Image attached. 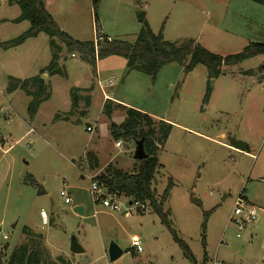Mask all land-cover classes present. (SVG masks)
<instances>
[{
	"label": "rangeland",
	"instance_id": "obj_1",
	"mask_svg": "<svg viewBox=\"0 0 264 264\" xmlns=\"http://www.w3.org/2000/svg\"><path fill=\"white\" fill-rule=\"evenodd\" d=\"M9 3L0 0V16L10 17ZM164 3H151L148 17L156 29L160 26L157 32L165 40L191 38L220 55L235 54L249 42L264 43V5L254 0ZM137 10L145 15L135 0H59L53 14L61 30L77 40L95 41L96 15L101 34L132 43L140 29ZM28 27L26 21L16 31L6 25L0 29V105L6 111L9 108V119L0 122L1 261L6 263L23 225L37 229L44 225L40 213L45 212L56 223L51 242L70 258L69 264H191L149 206L143 213L133 211L125 216L93 202L88 175L96 174L87 158L91 149L101 147L114 157L112 163L117 168L127 172L137 164L134 140L121 137V147L115 148L117 140L109 130L110 121L122 122L123 109L114 107L109 120L98 101L87 112L81 100L83 105L72 110L68 121L61 120L67 116L62 110L70 101L68 90L94 81L110 96L171 124L169 136L157 153L159 168L153 187L160 196L170 184L164 210L170 212L174 228L196 260L203 256L201 224L206 213L208 260L215 257L224 264H264L262 56L225 67L215 79L208 78L204 65L197 64L185 72L182 65L169 63L152 80L139 70H129L126 65L124 69L126 60L121 56L101 57L93 65L78 55L71 58L63 53L61 63L66 65L69 78L58 75L51 79L53 94L41 104L36 118L29 119V98L20 88L7 90V85L11 78L31 77L32 69L44 63L43 52L51 51L44 32L19 44L11 43ZM249 69L253 78L243 73ZM207 86L210 101L203 103ZM56 113L58 120L52 121ZM90 124L96 126L92 132L86 130ZM104 153L99 156H106ZM63 188L70 203H64L59 193ZM239 194L256 208V217L237 235L235 227L228 224V216ZM120 200L128 204L125 197ZM76 203L83 206V215L73 212ZM131 235L141 239L139 253L130 246ZM71 238L83 252L70 251ZM111 241L123 251L112 262L107 256Z\"/></svg>",
	"mask_w": 264,
	"mask_h": 264
},
{
	"label": "trees",
	"instance_id": "obj_2",
	"mask_svg": "<svg viewBox=\"0 0 264 264\" xmlns=\"http://www.w3.org/2000/svg\"><path fill=\"white\" fill-rule=\"evenodd\" d=\"M254 1L264 5V0ZM9 2L16 3L20 9V14L14 21L27 20L29 22L28 29L19 37L13 39L12 44H19L28 37L36 36L39 32H44L49 37L48 44L51 51L49 63L40 69L37 75L23 80L11 78L7 85V90L20 88L26 95L31 97L26 107L29 119L34 118L39 105L48 100L51 94L49 81L41 76L46 74L47 76L67 77L66 72L58 64L63 49L65 53L78 55L79 58L93 65L96 64V59L101 57L121 56L125 58L129 70H139L149 75L152 80H154L160 68L169 63L182 65L185 72L191 71L197 64L204 65L208 78L215 79L224 73L225 67H230L257 55L264 57V43L260 42H249L241 51L235 54L220 55L209 51L191 38L179 42L165 40L160 32L154 33L151 30L144 12L141 10L136 11L140 29L132 43L113 38L107 40L106 35L101 34L98 30L96 15L94 16L96 42L94 40H77L59 29L51 14L45 8L44 0H9ZM58 41L63 44V47L58 44ZM260 67L263 68L264 66ZM243 73L252 75L253 71L249 69ZM92 87L91 84L87 88H70V110L66 112L67 116H64V120L68 121V115L78 107L79 101L83 100L84 106H89V97L82 93L90 92ZM210 93L211 89L207 86L202 97L203 103L208 102ZM114 107L124 110V118L119 124L110 121L109 130L113 137L116 140L121 137L132 138L133 140L142 137L144 139V150L148 156L138 160L136 167L130 172L109 163L102 172L95 175V180L109 192L122 194L131 203L135 201L147 202L148 206L158 215L160 222L170 232L173 241L181 249L183 256L191 264H206L208 260V255L205 252L207 214H204V221L201 224L203 256L200 261H197L187 243L174 228L169 218L170 212L164 210L163 205L168 198L170 184L160 196H157L153 187L154 177L159 168L157 153L169 136L171 124L165 120H156L148 113L133 107L107 100L102 109L105 117L109 120ZM54 119H58V114H55ZM87 158L92 169L99 167L95 154L88 153ZM190 198L194 203L201 206V203L194 199L192 195H190ZM22 232L27 235V240L13 248L5 264H67L61 257L55 260L50 257L41 243L40 235L33 233L26 226L22 228ZM34 238L39 241H34ZM2 251L0 250V257ZM0 264H4L1 258Z\"/></svg>",
	"mask_w": 264,
	"mask_h": 264
},
{
	"label": "crops",
	"instance_id": "obj_3",
	"mask_svg": "<svg viewBox=\"0 0 264 264\" xmlns=\"http://www.w3.org/2000/svg\"><path fill=\"white\" fill-rule=\"evenodd\" d=\"M159 3H162L163 5H165V3L164 2H166V1H168V0H157ZM135 2H136V4L139 6V7H142V8H144L145 9V18H146V20H147V22H148V24H149V26H150V28H151V30L154 32V33H157V30H159V29H161L160 28V26H158V28L156 29L155 27H154V25H153V23L152 22H150L151 21V18H149L148 17V15H149V6H150V4L152 3L153 4V2H155V0H135ZM181 6H183L182 8L184 9L185 8V11L187 10L186 8L187 7H185L184 6V3L183 2H181ZM44 5H45V8L47 9V11L51 14V16H52V18H53V20L55 21V17H54V14H53V12H56L57 11V9H58V5H59V0H44ZM187 6V5H186ZM17 7H18V5L16 4V3H14V2H11V3H9V8L11 9L10 10V12H11V15H10V17H4V16H0V29H1V27L3 26V25H6L8 28H11V31H16L17 29H19L20 27H22V26H24L25 25V23H26V21L27 20H22V21H19V22H16V21H14V19L15 18H17L18 16H19V14H20V9H19V7H18V10H17ZM12 9H13V11H12ZM55 23H56V21H55ZM154 23H156V22H154ZM56 25L58 26V24L56 23ZM59 27V26H58ZM59 29H61V27H59ZM160 32V31H159ZM161 33V32H160ZM37 36V35H36ZM71 36V35H70ZM109 37V36H108ZM111 38V37H110ZM58 44L61 46V47H63V44H61V43H59L58 42ZM49 45V44H48ZM50 53V52H49ZM63 53H65L64 52V49L62 50V52H61V59L63 58ZM43 59H44V63L43 64H41V66L40 65H38L37 67H36V69H32V71H31V74H33V75H31V77L32 76H34V75H37L38 73H39V70L40 69H42V68H44L48 63H49V61H50V58H51V53L50 54H48L47 52H43ZM68 56H70L71 58H75L76 56L75 55H73V54H70V55H68ZM61 59L59 60V62H58V64H59V67L61 68V69H63L65 72H66V75H67V77L66 78H69V72H68V69H67V67H66V65H64L63 63H61ZM64 59V58H63ZM262 64H264V57L262 56ZM74 66H75V64H73ZM122 65H124L123 66V68L125 69V65L126 64H122ZM98 74V73H97ZM43 76V77H42ZM41 77L43 78V79H45V76H46V79H47V81H49V84H50V92H51V94H50V96L53 94V89H52V84H51V79L52 78H55L56 76H58V75H52V76H49V77H47V75L46 74H43ZM97 76V75H96ZM249 76H251L252 78L254 77L253 76V74L252 75H249ZM28 78V77H27ZM218 78V77H217ZM110 82H111V80H110ZM109 82V83H110ZM91 84H93V87H92V90L90 91V92H88V93H82L83 95H87L88 97H89V106L88 107H86L85 108V110L88 112V109L90 108V106L92 105V103H94V102H96V101H98L99 102V106L102 108L103 107V104L107 101V100H111L112 102H114V103H120V104H123L124 106H127V107H133V106H129V104L127 103V102H125V101H122V100H120V99H117V98H115V97H113V96H110L109 94H107V92H105L100 86H99V89L96 87V85L94 84V81H93V83H91ZM90 84V85H91ZM89 84L88 85H82V84H78V85H74V86H72V87H76V88H87V87H89L90 86ZM68 93H69V90H68ZM0 94H3V90L1 89V87H0ZM210 95H211V93H210ZM29 99H28V102L30 101V99H31V97L30 96H28V95H26ZM50 98V97H49ZM1 99V98H0ZM47 101V100H46ZM210 101V97H209V99H208V102ZM7 102V101H6ZM28 102H27V104H28ZM1 104V103H0ZM8 104H10L9 102H8ZM41 104H43V102L41 103ZM41 104L39 105V107H38V110H37V112H36V114H35V116H34V118L33 119H35L36 118V116H37V114L39 113V110H40V106H41ZM81 101H79V106H81ZM83 105V104H82ZM0 107H3L2 105H0ZM27 107V106H26ZM4 108V107H3ZM133 108H135L136 109V107H133ZM7 109V111H9V108H6ZM70 110V101H69V104L67 105V109H63L62 110V112H68ZM101 112H102V109H101ZM57 114V113H56ZM150 115V114H149ZM55 116V115H54ZM54 116H53V120L52 121H54L55 119H54ZM152 116V115H151ZM152 117H154V116H152ZM155 118V117H154ZM107 119V118H106ZM155 119H157V120H160V119H158V118H155ZM58 120V119H57ZM61 120H64V119H61ZM104 120H105V117H104ZM161 120H163V119H161ZM92 125V127H93V129L96 127L95 125H93V124H90V125H87V126H91ZM86 126V127H87ZM30 130H33L32 128H30ZM29 130V131H30ZM3 136V135H2ZM3 140H4V136H3V138H2ZM116 142V141H115ZM115 142H114V147L115 148H119V147H116L115 146ZM121 147V146H120ZM90 152H92L93 154H95V156L97 157V159H98V165H99V167H97V168H95V169H93V171H94V173L95 174H98V173H100V172H102L103 171V169H104V167L107 165V164H109V163H112L113 162V158L114 157H112V156H109L108 154H107V152L106 153H104V150L100 147V148H98V149H91L90 150ZM100 153H104L106 156H99V154ZM113 164V163H112ZM121 169V168H120ZM82 177V176H81ZM246 198V197H245ZM77 205H80L79 203H76V204H74V206H77ZM74 206H73V208H74ZM80 206H82V205H80ZM83 207V206H82ZM83 214H84V208H83ZM40 216H41V219H42V224H44L45 225V227L46 228H43L42 229V227L44 226H42V227H40V228H36V227H32V226H30V225H23V227L24 226H26V227H28L33 233H35V234H37V235H40L41 236V243H42V245H43V247L47 250V252L49 253V255H50V257L53 259V260H55L56 258H58V257H61V258H63L64 260H65V262L67 263V264H69V263H72L71 262V260H70V258L64 253V251L62 250V249H60V247H57V246H55V245H53V243L51 242V236H52V234L53 233H51V232H53V230H55V228H56V223H55V220H54V218H53V216L52 215H48V214H46L45 212H42V213H40ZM22 227V228H23ZM22 228L20 229V232H19V241H18V243L17 244H20L21 242H23V241H25V240H27V235L25 234V233H23L22 232ZM16 244V245H17ZM16 245H14L13 247H15ZM13 247H12V249H13ZM70 247V246H69ZM208 255V254H207ZM210 257V256H209ZM222 264H224L223 262H222Z\"/></svg>",
	"mask_w": 264,
	"mask_h": 264
},
{
	"label": "built area",
	"instance_id": "obj_4",
	"mask_svg": "<svg viewBox=\"0 0 264 264\" xmlns=\"http://www.w3.org/2000/svg\"><path fill=\"white\" fill-rule=\"evenodd\" d=\"M106 39L110 40V37L106 36ZM2 118L8 120L9 114L5 110V108L0 107V122L3 120ZM86 130L92 132L93 127L87 126ZM115 146L120 147L121 141L117 140L115 142ZM88 178H89V191L91 193L93 202L102 205L108 211L122 212L125 216H129L133 211L140 213L146 211L148 206L147 202L135 201L131 203L128 201V204H123L120 198L125 196L116 192H109L108 190H106L95 180L94 175H88ZM59 193L63 197L64 203L71 202V199L68 196L65 188L60 190ZM255 217H256V208L252 204H250L249 201L244 196L239 194L235 199L232 210L228 216V224H232L235 227L238 235L239 234L238 232L243 230L245 228V225L247 223L252 222L255 219ZM3 238L6 239L7 236L4 235ZM129 240H130V246L134 249L135 252L139 253L142 250V243L138 235H131ZM206 264H222V261L218 260L215 257L213 258L210 257V259L207 260Z\"/></svg>",
	"mask_w": 264,
	"mask_h": 264
},
{
	"label": "water",
	"instance_id": "obj_5",
	"mask_svg": "<svg viewBox=\"0 0 264 264\" xmlns=\"http://www.w3.org/2000/svg\"><path fill=\"white\" fill-rule=\"evenodd\" d=\"M43 77V76H42ZM134 153H133V159L134 160H142L146 158L148 155L146 154L144 150V139L141 137L139 139L134 140ZM73 212L79 215H83V207L80 205L74 206ZM70 251L73 253H81L83 252V249L81 246L77 243L75 238H71L70 241ZM123 251L122 249L114 242L111 241L107 248V256L109 261H115L122 255Z\"/></svg>",
	"mask_w": 264,
	"mask_h": 264
}]
</instances>
